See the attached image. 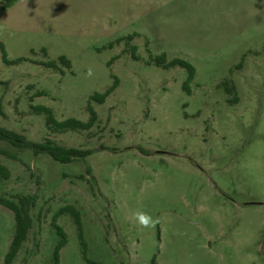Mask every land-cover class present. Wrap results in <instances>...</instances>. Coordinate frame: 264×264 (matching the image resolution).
Here are the masks:
<instances>
[{
    "label": "rangeland",
    "instance_id": "374dc122",
    "mask_svg": "<svg viewBox=\"0 0 264 264\" xmlns=\"http://www.w3.org/2000/svg\"><path fill=\"white\" fill-rule=\"evenodd\" d=\"M0 41L8 59H26L0 54V127L91 151L62 164L0 141L17 157L0 154L10 171L0 196L34 199L12 264H51V221L67 205L96 264H264V0H16L0 9ZM62 55L64 73L32 62ZM161 55L195 68L189 92L186 70L157 65ZM30 105L83 122L92 107L98 120L52 133ZM137 211L159 223L139 227ZM57 224L59 264H87L70 214ZM13 232L0 205V264Z\"/></svg>",
    "mask_w": 264,
    "mask_h": 264
},
{
    "label": "trees",
    "instance_id": "16d2710c",
    "mask_svg": "<svg viewBox=\"0 0 264 264\" xmlns=\"http://www.w3.org/2000/svg\"><path fill=\"white\" fill-rule=\"evenodd\" d=\"M15 1L16 0H2L0 9H6L10 7ZM121 40L123 39H119L117 40V42H120ZM42 51L45 52L44 49H42ZM0 54L2 62L5 65H14L22 61H26V59L23 58H17L14 60L8 59L5 46L1 41ZM132 56L136 58L134 51L132 52ZM155 61L157 65H160L164 68L179 66L185 69L187 72V79L183 83V88L189 92L188 84L194 79L195 76V68L189 62L183 59H173L172 61L166 62V58L164 55L156 57ZM32 62L44 66L46 68L59 70L61 73H64V70L60 68V66L67 70H71V62L63 55L59 56L57 60ZM117 86L118 79L114 78L113 84L103 94H95L92 96V99L99 104L104 103L105 99L115 90ZM225 90L227 93L231 92V89H228L226 86ZM42 95H44V93L42 91H38L30 98V100L32 101L33 97ZM30 110L35 114L45 116L48 124V130L52 133H64L67 131H86L91 129L98 120L97 114L92 107L88 108L90 116L88 121L86 122L77 120L75 118H67L59 121L55 118L53 111L46 106L30 105ZM0 141H5L20 149L31 150L35 154H48L54 161L62 164L71 163L76 159H83L91 153V151H81L78 149H68L65 147H61L50 139H46L43 143H35L27 140L24 136L3 127H0ZM0 154L10 159H17L15 155L1 149ZM9 177V169L5 165L0 163V179L7 180L9 179ZM12 198L13 199H8L3 196H0V205L10 210L13 213L14 218V232L9 245V249L4 257L3 264L13 263L22 244L27 239L29 230L32 227V217L30 212L31 208L34 206L33 197L30 195H15ZM65 213L70 214L75 224L77 238L81 247V252L84 260L87 262V264H96L86 255L87 245L83 236V226L80 218V213L78 210H76L73 206L70 205L60 208L54 214L51 221V226L55 231V234L57 235V242L52 251L51 264L60 263V251L67 243V235L64 229L57 224V219Z\"/></svg>",
    "mask_w": 264,
    "mask_h": 264
},
{
    "label": "clouds",
    "instance_id": "9594fccd",
    "mask_svg": "<svg viewBox=\"0 0 264 264\" xmlns=\"http://www.w3.org/2000/svg\"><path fill=\"white\" fill-rule=\"evenodd\" d=\"M87 75L91 77L93 75V70L91 68L88 69ZM132 220L141 228L144 229H154L159 223L158 218H153L146 212L137 211L132 214Z\"/></svg>",
    "mask_w": 264,
    "mask_h": 264
},
{
    "label": "crops",
    "instance_id": "0c3cea01",
    "mask_svg": "<svg viewBox=\"0 0 264 264\" xmlns=\"http://www.w3.org/2000/svg\"><path fill=\"white\" fill-rule=\"evenodd\" d=\"M13 4H14V3H13ZM13 4H12V5H13ZM12 5H11V6H12Z\"/></svg>",
    "mask_w": 264,
    "mask_h": 264
}]
</instances>
